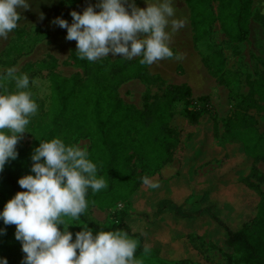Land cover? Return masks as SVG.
Masks as SVG:
<instances>
[{"label":"rangeland","instance_id":"374dc122","mask_svg":"<svg viewBox=\"0 0 264 264\" xmlns=\"http://www.w3.org/2000/svg\"><path fill=\"white\" fill-rule=\"evenodd\" d=\"M90 3L95 5L96 0H30L29 9L19 10L21 20L18 27L13 30L8 39L0 40V75H4L8 68H15L17 75H28L30 84L27 91L31 93L32 99L38 105V112L30 117L27 131L22 134L17 144V159L5 164L7 177L0 174V210L17 192L9 179L14 180L15 184L20 187L18 179L30 172L31 154L34 148L39 145L40 140L60 138L58 128L50 125L44 116L49 94V70L41 67V64L51 63L49 57H52L55 59L54 72L63 76H69L75 72L85 75L83 68L71 63L68 58L71 50L76 49V41L64 40V38L57 39L55 29L60 27L52 21L59 16L71 23L70 12L72 10L82 12ZM136 4L139 7L146 6L145 0H136ZM242 4L245 9V3ZM173 6L176 8V18L186 19L185 27L171 34L169 47L174 56L157 61L150 66L143 65L144 74L151 78L150 81L145 83L140 77L128 78L117 86V95L124 103L133 105L140 110L147 103H155L163 95L168 85L184 84L189 86L193 99L208 96L209 112L205 113L201 122L213 140L221 141L227 135H234L237 132L246 138L254 135L263 136L259 145L258 156L254 162L250 163L255 166L258 173L255 176H250L247 180L259 189H263L264 102L258 95L250 94V92L253 83L264 76V0H252L249 38L246 41H230L221 30L218 20L211 24L209 41L214 52L195 46L193 29L190 24V10L185 0H174ZM208 9L216 13L217 2H210ZM41 14L43 19H41ZM68 48L69 53L67 54ZM60 51L64 52L63 55L58 54ZM108 58L111 60L121 58L128 64H134L141 59V57L131 60L123 57ZM220 58H223V66L219 64ZM3 84L9 92L16 91L15 81L4 80ZM185 102V100H178L172 103L170 108L172 118L166 125V131H172L169 133L171 137L177 134L175 133L177 130L181 131L179 144L174 148L173 146L170 147L171 158L168 162L157 166L153 174L142 175L139 184V189L142 192L138 193L136 202L148 194L144 192V188L150 187L143 182L144 178L160 183L161 187L167 189L168 192L171 182H177L176 189L182 188L180 182L182 179L184 181L185 178L174 173L179 167L182 153L185 152L188 143L194 138L193 135L197 128L196 125H192L187 120ZM199 106L201 107L202 104ZM67 144L69 145V140ZM70 145H79L88 151L91 147V139L76 137L71 140ZM235 150L234 145L228 146L221 157L201 164L194 170L193 174L196 178H203L216 170L227 172L228 177L224 184L218 186L217 204L219 207H223L225 197H231L229 199L232 207L229 217L223 219V222L230 227H239L244 221L252 218L258 200L257 193L240 179L242 175L247 173L249 167L240 169L236 160L228 156ZM148 152L150 150H147L146 154ZM146 158L150 161L145 160ZM144 161L150 163V166L152 165V159L149 156L134 155L129 166V172L132 176L141 171ZM189 173H185V176L189 177ZM172 174L174 175L171 176ZM154 192L160 195L162 193L160 186L155 188ZM200 192L202 194L191 195L186 200H184L185 198L182 199L183 208L184 206L188 208L190 204L194 203L195 205L205 204L207 202L205 200L206 195H204V191ZM156 203L152 200L147 201L150 212H146V214L142 212V224L135 221V219L142 217L140 208L129 200L122 199L119 204L102 210L116 213V219L128 212L126 220L128 227L131 230L138 229L145 233V237L147 236L146 241L149 245L146 247L152 250L151 254L147 256L143 254V250H139L142 235H133L125 229L118 228L117 220L112 219L110 222L92 221V217L85 211V218L83 214L78 221H70L66 218V224H88L94 231L103 229L127 232L130 238L137 241L135 255L142 264H176L179 257L189 259L179 261L180 264H243L238 254H224L225 249L216 248L213 242L209 241V238L192 233L186 234L191 230L182 228L178 223L172 225L170 218L165 216L162 211L152 217L150 213L154 206L157 207ZM160 205H162L163 210L165 209L166 215L168 212L175 215L178 211L173 204H168L167 198ZM93 207L98 208L94 205L87 207V209ZM169 224L171 231L166 232L162 227ZM60 227L63 228L62 225ZM81 227V225L69 226V231L73 233V239ZM0 228L5 229L4 234L0 235V256L6 257L8 264H22L24 253L21 251V243L15 239V226H6L0 221ZM183 231H186L184 232V242L179 237ZM132 232L134 231L132 230Z\"/></svg>","mask_w":264,"mask_h":264},{"label":"trees","instance_id":"16d2710c","mask_svg":"<svg viewBox=\"0 0 264 264\" xmlns=\"http://www.w3.org/2000/svg\"><path fill=\"white\" fill-rule=\"evenodd\" d=\"M212 1L217 2L216 13L208 9V4ZM185 2L190 10L195 46L214 52L209 41V27L216 20L219 21L221 30L230 41L248 40L252 0H185ZM68 58L71 63L82 67L85 75L75 72L63 76L54 72L55 59L52 57H49L51 63L41 64V67L49 70V94L44 116L50 125L58 128L60 139L66 144L69 140L70 145L71 140L76 137L91 139V147L87 151L88 158L96 164L97 175L106 181L108 187L97 193L89 189L86 197L88 207L95 205L100 210H104L126 199L140 208L142 217L135 221L142 224V212L145 214L150 212L147 201H156L157 207L154 206L150 213L152 217L162 211L170 218L172 225L178 223L182 228L191 230L186 234L192 233L209 238L216 248L225 249L224 254H238L243 264H264V188L259 189L247 181L250 176L258 173L255 166L250 163L258 156L263 136L254 135L246 138L237 132L234 135H227L221 141L213 140L201 122L205 113L209 112L208 96L193 99L189 86L184 84L168 85L155 103H147L141 110L124 103L116 92L121 82L134 77H140L145 83L151 79L144 74L140 60L128 64L121 58L111 60L104 57L89 62L87 59H80L75 49L71 50ZM222 59L219 60L221 66H223ZM250 94L258 95L264 102V76L253 83ZM178 100L186 101L187 120L197 126L194 138L182 153L177 173L179 177L185 178L180 182L182 188L176 189L177 182H171L168 192L158 183L162 190L160 195L154 192L155 188H144V192L148 193L146 197L149 198L142 197L136 202L138 193L142 192L139 189L142 175L149 176L154 173L157 166L168 162L171 158L170 147L174 148L179 144L181 131L177 130L175 132L177 134L172 137L169 135L172 131H166V125L172 118L171 105ZM230 145H234L236 150L228 154L229 158L235 159L240 169L249 167L247 173L240 177L241 181L258 195L254 216L239 227H230L223 222V219L229 217L232 207L229 199L231 197H225L223 207L217 204L218 186L224 184L228 177L227 172L216 170L203 178H196L193 175V171L199 165L221 157ZM147 150L150 152L146 154ZM142 154L152 159V165L144 161L141 171L132 176L129 166L134 155L142 156ZM145 160L150 161L147 158ZM187 172H190L189 177L185 176ZM0 174L7 177L5 167ZM262 177L264 178V175ZM9 181L16 191L22 190L14 180L9 179ZM200 191H204L207 202L190 204V207L184 206V209L182 199L186 200L191 195L202 194ZM166 198L168 204H173L178 209L175 215L172 212L166 215L165 209H162L160 203L162 204ZM112 217L118 221V228L125 229L133 235H142L140 251L149 245L145 233L138 229H132L134 231L132 232L128 227L126 222L128 212L119 219L115 218L116 213L113 212ZM162 228L166 232L171 231L170 224L163 225ZM184 232L186 231L180 235H184ZM187 260L189 259L186 257H179L177 261Z\"/></svg>","mask_w":264,"mask_h":264},{"label":"clouds","instance_id":"9594fccd","mask_svg":"<svg viewBox=\"0 0 264 264\" xmlns=\"http://www.w3.org/2000/svg\"><path fill=\"white\" fill-rule=\"evenodd\" d=\"M96 0L82 12L72 10L69 23L56 17L52 23L66 29V39L76 41L77 55L89 62L104 57H141L142 65L172 58L171 34L186 25L176 18L174 0ZM30 0H0V40L8 39L21 20L19 10L30 8ZM98 9V10H97ZM41 19L43 15L41 14ZM170 29V30H169ZM15 81L16 91L9 92L3 81ZM29 77L8 68L0 75V172L18 157L17 144L38 112L32 99ZM30 172L18 179L17 191L0 210V221L15 226V239L24 253L22 264H142L136 257L137 241L124 231H94L78 221L87 207L89 189L93 193L108 187L97 175V166L79 145H68L60 138L40 140L31 154ZM150 188L158 183L144 178ZM63 226L61 228L60 226ZM70 225H81L75 233ZM5 229L0 228V235ZM145 247L143 254H151ZM0 264H8L0 256Z\"/></svg>","mask_w":264,"mask_h":264},{"label":"crops","instance_id":"0c3cea01","mask_svg":"<svg viewBox=\"0 0 264 264\" xmlns=\"http://www.w3.org/2000/svg\"><path fill=\"white\" fill-rule=\"evenodd\" d=\"M55 31H56V38L57 39L64 38V40H67L66 39V30H63L62 28H56ZM66 52H67V54L69 53V48L67 49ZM63 53H64L63 51L58 52L59 55H63ZM215 159H217V158L210 159L209 161H213ZM180 163H179V167H180ZM179 167L175 171L174 174H177L178 173ZM174 174H172L171 176H173ZM193 174H194V171H193ZM86 211H87L86 213L92 217V219H91L92 221L95 220L97 222H99V221H104V222L109 221L110 222L113 219V217H112L113 212H109V211H106V210L105 211H102V210H100L98 208H95V207L90 208V209H87ZM83 217L85 218L84 213H83ZM179 237L184 242L185 235H182V236H179ZM209 241L211 242L210 239H209ZM176 264H180V262H176Z\"/></svg>","mask_w":264,"mask_h":264}]
</instances>
